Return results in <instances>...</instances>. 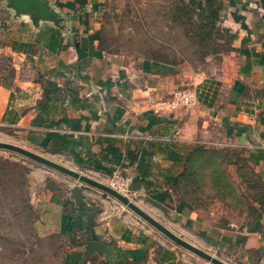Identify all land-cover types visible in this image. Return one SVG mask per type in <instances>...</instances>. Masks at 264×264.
<instances>
[{
    "label": "crops",
    "instance_id": "crops-1",
    "mask_svg": "<svg viewBox=\"0 0 264 264\" xmlns=\"http://www.w3.org/2000/svg\"><path fill=\"white\" fill-rule=\"evenodd\" d=\"M177 1L200 6L221 37L223 53L198 68L105 52L103 0H49L60 27L34 25L0 0V127L15 145L95 180L129 178L139 207L212 256L264 264V0ZM176 91L193 93V104L172 108ZM193 166L207 183L198 190L186 188ZM214 169L235 194L211 187ZM48 177L28 175L29 224L40 240L59 241L60 264H209L84 189L78 206ZM241 187L258 215L243 227L218 221L212 199L235 209L224 198ZM89 242L106 245L87 255Z\"/></svg>",
    "mask_w": 264,
    "mask_h": 264
},
{
    "label": "rangeland",
    "instance_id": "rangeland-1",
    "mask_svg": "<svg viewBox=\"0 0 264 264\" xmlns=\"http://www.w3.org/2000/svg\"><path fill=\"white\" fill-rule=\"evenodd\" d=\"M103 2L104 8L97 17V27L101 34V47L108 54L123 56L129 61L160 59L171 65L189 64L198 68L224 51L216 25L199 6H185L177 0ZM176 15L181 16V20ZM0 142L12 143L1 127ZM34 152L56 161L46 152ZM38 169L48 173L49 184L58 191L70 194L72 189H84L90 199L101 202L110 211L136 217L118 201L96 189L83 186L78 181L20 155L0 151V264H60L56 254L59 241L49 237L40 240L36 237L29 224L32 218L30 214L26 215L24 209L28 202V175ZM191 169L204 173V169L196 166ZM100 182L110 185V180ZM197 187L198 183L194 180H190L186 186L188 190H197ZM238 191L244 195L248 192L243 187ZM126 195L135 202L131 194ZM212 200V208L218 210V221L220 219L233 223L236 227H243L251 222L252 209L247 206V202L250 203L252 199L249 197L224 198V202L236 201L235 209H227L225 203L219 202L223 200L220 197ZM140 221L142 225L152 229L141 219ZM227 263L239 264L232 260Z\"/></svg>",
    "mask_w": 264,
    "mask_h": 264
},
{
    "label": "water",
    "instance_id": "water-1",
    "mask_svg": "<svg viewBox=\"0 0 264 264\" xmlns=\"http://www.w3.org/2000/svg\"><path fill=\"white\" fill-rule=\"evenodd\" d=\"M8 9L15 12L17 16L28 14L31 18V21L34 25H38L40 22L51 23L57 27H60L62 24V19L60 13L55 11V9L51 6L49 0H7ZM149 144V143H147ZM0 151H8L17 155H20L28 160H31L37 164H40L46 168H49L59 174H62L70 179L78 181L85 186L96 189L103 194H106L120 204L125 206L128 210H130L133 214H135L142 221L147 223L161 235L166 237L169 241H171L176 246L184 249L185 251L191 253L192 255L202 259L203 261L209 264H228L211 254L203 251L199 247L187 242L183 238L179 237L175 233H173L170 229H168L161 222L156 220L150 214L145 212L141 207H139L135 202H133L128 196L120 193L116 189L111 186L104 184L98 180H95L87 175H84L80 172L72 170L62 164L57 163L41 154H38L29 149L23 148L21 146L0 142ZM71 198L74 199L78 206L82 207L85 202V196L81 191L72 189L71 190ZM106 243L99 242H89L87 247V255H91L95 252L99 253L100 249L104 248Z\"/></svg>",
    "mask_w": 264,
    "mask_h": 264
},
{
    "label": "trees",
    "instance_id": "trees-1",
    "mask_svg": "<svg viewBox=\"0 0 264 264\" xmlns=\"http://www.w3.org/2000/svg\"><path fill=\"white\" fill-rule=\"evenodd\" d=\"M196 6L195 5V3H192V4H186L185 6ZM199 8H200V6H199ZM201 9V8H200ZM202 11H203V9H202ZM177 16V18L178 19H180L181 20V16H179V15H176ZM218 34V33H217ZM219 35V34H218ZM220 36V35H219ZM211 37V35H209V38ZM220 39H221V37H220ZM203 40H205V38L203 39ZM156 61H158V62H161V63H165L164 61H162V60H156ZM166 64H168V63H166ZM174 65V64H173ZM208 152H205V151H197V155L199 156V157H197V158H199V160L200 159H205V158H208L209 160H212V161H215L216 162V160H219V158H217L219 155H216V154H211V155H208L207 154ZM190 163V162H189ZM193 164H194V162H193ZM192 168V167H191ZM191 168H189L187 171H186V173L189 175V177H191L194 181H196L197 183H198V187H197V190L198 189H201L202 187H203V184H204V186H206L207 185V183H204V181H203V179H201V181H199L198 180V176H200L201 175V171L200 170H196V171H193V169H191ZM214 168V167H213ZM214 174H216L217 175V178H216V180L214 181V180H212L210 183H211V187L215 190V189H220L221 191H223V194H227V195H230V196H232V194H235L236 193V189L233 187V186H231L227 181H226V179H225V176L224 175H221L220 174V172L219 171H215V169H214V172H213ZM185 176V175H184ZM242 195H244V194H239V197H243V198H245L244 196H242ZM234 199H236V197H234ZM260 200L258 199L257 200V202H259ZM261 202V201H260ZM22 206V205H21ZM24 209H25V211H26V215H28V214H30V216H31V218L33 219V213H32V208H31V206H30V204L27 202V205H25L24 206ZM258 215V213L257 212H252V217L254 216H257ZM33 221V220H32ZM73 264H78L77 262H75V263H73Z\"/></svg>",
    "mask_w": 264,
    "mask_h": 264
},
{
    "label": "built area",
    "instance_id": "built-area-1",
    "mask_svg": "<svg viewBox=\"0 0 264 264\" xmlns=\"http://www.w3.org/2000/svg\"><path fill=\"white\" fill-rule=\"evenodd\" d=\"M194 94L186 91H176L173 94V101L171 103L172 108L178 105L191 106L194 102ZM129 178L123 177L115 174L112 179H110V185L112 188L116 189L120 193L126 195L129 193ZM127 196V195H126Z\"/></svg>",
    "mask_w": 264,
    "mask_h": 264
}]
</instances>
